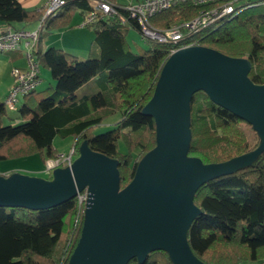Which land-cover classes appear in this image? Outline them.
<instances>
[{
  "label": "trees",
  "instance_id": "1",
  "mask_svg": "<svg viewBox=\"0 0 264 264\" xmlns=\"http://www.w3.org/2000/svg\"><path fill=\"white\" fill-rule=\"evenodd\" d=\"M104 1L116 13L96 14L86 26L93 32L87 59L55 47L43 51L38 44L45 33L72 27L77 14L84 18L91 13L88 0H67L43 21L32 54L39 67L50 72L54 84L23 97L17 109L18 124H5V119H11L0 102V161L37 155L44 162L58 154L55 137H72L75 152L85 142L91 150L117 161L122 189L132 180L140 159L155 146V121L142 110L172 50L193 44L228 57L246 58L248 78L256 85L264 84V6L241 2L232 13L182 41L160 43L144 38L147 46L135 50L127 41V30L141 34L138 23L124 5ZM206 9L180 0L151 16L149 24L164 29ZM43 12L27 10L17 0H0V21L8 25L37 23ZM90 82L98 90L78 96L76 92ZM113 115L118 119L110 130L93 134L94 126ZM119 140L125 153L118 149ZM260 141L249 123L212 102L203 91L193 94L188 156L204 164L220 163L255 150ZM193 203L199 214L186 238L199 261L264 262V150L249 165L201 185ZM82 226L76 197L40 210L0 206V264H68ZM127 264L173 262L167 252L155 250L142 263L132 259Z\"/></svg>",
  "mask_w": 264,
  "mask_h": 264
},
{
  "label": "water",
  "instance_id": "2",
  "mask_svg": "<svg viewBox=\"0 0 264 264\" xmlns=\"http://www.w3.org/2000/svg\"><path fill=\"white\" fill-rule=\"evenodd\" d=\"M246 58L191 46L169 55L143 112L155 121V146L138 162L132 180L120 189L117 161L81 143L79 157L53 180L0 175V206L51 208L88 188L83 226L68 264L142 263L155 250L173 264H203L191 252L187 230L199 214L196 190L209 180L249 165L264 150V84L248 78ZM203 91L212 102L249 123L258 147L220 163L188 156L190 100Z\"/></svg>",
  "mask_w": 264,
  "mask_h": 264
},
{
  "label": "built area",
  "instance_id": "3",
  "mask_svg": "<svg viewBox=\"0 0 264 264\" xmlns=\"http://www.w3.org/2000/svg\"><path fill=\"white\" fill-rule=\"evenodd\" d=\"M67 0H45V8L41 19L34 29H12L9 28L0 34V51H13L22 49L26 58L27 66L24 69L13 67L11 70L13 85L5 97L4 105L9 111H16L18 103L26 94L34 91L39 84V65L35 61L32 51L38 42L39 31L45 18L57 12ZM180 0H140L123 6L129 13L131 19L136 20L143 38L154 40L160 43H176L186 39L188 36L203 28H206L220 17L232 13L235 7L241 2L259 4L264 6V0H188L192 5L205 7L202 11L190 20H180L165 29L154 28L149 24V18L159 12L171 8ZM93 11L87 14L80 21V26H87L92 23L96 14H115V8L104 0H88ZM249 4V5H250ZM195 46L193 44L184 45L174 51ZM64 164L71 165L70 157ZM59 159L47 160L45 164L46 173L58 168ZM87 191L84 189L77 195L78 206L85 205Z\"/></svg>",
  "mask_w": 264,
  "mask_h": 264
},
{
  "label": "crops",
  "instance_id": "4",
  "mask_svg": "<svg viewBox=\"0 0 264 264\" xmlns=\"http://www.w3.org/2000/svg\"><path fill=\"white\" fill-rule=\"evenodd\" d=\"M116 3L126 5L130 3H134L140 0H115ZM17 2L27 10H44L45 8V0H17ZM82 19V15L77 14L73 19V26L67 29L53 31L48 34H44L41 37V40L38 44L41 50H46L50 47L60 48L69 52L78 57V55L88 52L91 42L93 40V32L87 28L86 26H80V21ZM37 23L31 24H23V23H14L13 25H8L2 21H0V34L5 32L7 29H26L31 30L36 27ZM37 46H35L36 48ZM27 62L22 49L20 50H11V51H0V102L4 103L5 97L10 91L13 85V78L11 74V70L13 67H18L21 69L26 68ZM40 71V70H39ZM41 83L40 72H39V84ZM37 86V90H38ZM83 88V87H81ZM79 89V91L81 90ZM23 98L19 100V103H22ZM19 105V104H18ZM19 107V106H18ZM18 109V108H17ZM17 111V110H16ZM14 112V111H13ZM10 118V117H9ZM34 156V155H33ZM33 156L13 159V160H5L7 162L13 163H23L31 161ZM12 164V163H8ZM6 165L5 162L0 161V175L8 177L14 173L26 175L16 170V164H13V168H3ZM18 171V172H17ZM20 172V173H19ZM29 177H37L35 175H26Z\"/></svg>",
  "mask_w": 264,
  "mask_h": 264
},
{
  "label": "rangeland",
  "instance_id": "5",
  "mask_svg": "<svg viewBox=\"0 0 264 264\" xmlns=\"http://www.w3.org/2000/svg\"><path fill=\"white\" fill-rule=\"evenodd\" d=\"M176 22L178 21H174L170 25L175 24ZM127 41L130 44V46L135 50L137 47L145 48L147 46L141 34H139V32H137L133 28H129L127 30ZM78 57L80 59H87L88 52L82 53L78 55ZM39 70H40L41 83L38 86V90L42 91V90H45L48 87V85H53L54 81L52 80L51 74L47 69L40 67ZM96 90H98V88L96 87V84L94 82H90L85 88H83L80 91L78 90L76 94L80 96L82 92L84 91L87 93H93V92H96ZM18 104H19L18 106H20V103ZM7 115L10 117L11 120L8 121L7 119H5V124H8V123L18 124V122L20 121L18 111L13 112V111L7 110ZM117 119H118V115H113V116L106 118L99 125H96L93 127L92 129L93 134H100V133L110 130L113 127V124L117 121ZM74 143L75 142L72 137H67V138L55 137L53 140V145L58 151V154L56 155L55 158L46 159L44 162H42V160L37 155H34L33 158H31V161L23 162L19 164L17 162L13 163V162L3 161L6 163V165L3 168H7V169L13 168V166H15L13 164H16L18 165L16 166L17 168L16 170L20 171L21 173H24L26 175L28 174L35 175L47 181L53 180L54 176L52 172H49V173L45 172L46 171V168H45L46 161L59 159V165H58L59 169L69 168L71 165L69 166L68 164H64V161L62 162V158H64L67 161L68 157H70V163L72 164L79 157L80 155L79 149H80L81 144L78 146V150L75 152L74 145H73ZM118 149L120 152H123V153L126 152V148L121 140L118 141ZM8 163H12V164H8ZM86 191L88 194V188L86 189ZM84 209H85V205H82L81 207L82 215H84ZM241 264H264V262L246 261Z\"/></svg>",
  "mask_w": 264,
  "mask_h": 264
},
{
  "label": "bare ground",
  "instance_id": "6",
  "mask_svg": "<svg viewBox=\"0 0 264 264\" xmlns=\"http://www.w3.org/2000/svg\"><path fill=\"white\" fill-rule=\"evenodd\" d=\"M107 16V15H106Z\"/></svg>",
  "mask_w": 264,
  "mask_h": 264
}]
</instances>
